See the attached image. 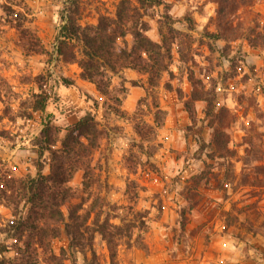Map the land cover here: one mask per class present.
<instances>
[{
  "label": "rangeland",
  "instance_id": "1",
  "mask_svg": "<svg viewBox=\"0 0 264 264\" xmlns=\"http://www.w3.org/2000/svg\"><path fill=\"white\" fill-rule=\"evenodd\" d=\"M119 1L79 0V24H95L101 14L115 17ZM163 1L144 10L143 19L155 42L162 24L172 27L163 28L170 46L166 71L155 85L137 70L108 73L104 96L81 78L76 63L55 52L65 0H0V187L9 178L36 174L32 140L42 113L31 107L35 95L49 96L46 112L63 137L64 128L92 105L87 93L98 103L103 131L92 153L100 180L93 190L111 208L112 223L131 227V238L117 247V264H264V46L247 41L264 33V0L232 6L226 39L216 37L224 30L217 0ZM19 23L38 38L42 52L20 38ZM124 40L132 42L130 35ZM76 50L80 56L81 46ZM62 77L75 85L64 86ZM190 77L212 98L213 116L199 99L193 102L195 120L189 118L184 102L193 92ZM157 107L162 125L149 142L135 126H154ZM42 162L47 174L48 154ZM70 184L87 196L80 192L81 172ZM15 203L0 196L1 241L8 240L10 221L26 211L22 201L14 215ZM52 244L58 253L67 239L62 235ZM94 249L101 264H110L97 233ZM37 264L46 263L39 257Z\"/></svg>",
  "mask_w": 264,
  "mask_h": 264
},
{
  "label": "trees",
  "instance_id": "2",
  "mask_svg": "<svg viewBox=\"0 0 264 264\" xmlns=\"http://www.w3.org/2000/svg\"><path fill=\"white\" fill-rule=\"evenodd\" d=\"M237 1L217 0L218 26L224 29L222 34H216L218 39L228 37L232 28L229 14ZM162 5H165L163 0H120L115 17L101 14L97 23L82 26L78 22L79 0H65L55 36V52L63 61L76 63L81 69V78L94 84L104 96L109 92L108 73L126 68L147 74L149 83L155 85L160 74L166 71L169 59L170 46L163 28L169 27L170 31L172 27L166 21L159 30L160 42L153 41L146 34L149 27L143 19V11ZM16 28L20 30V38L34 51H43L35 35L21 28L20 23ZM127 35L132 39L130 45L124 40ZM247 41L254 47H263L264 33L247 36ZM77 45L81 46L80 56L77 55ZM61 81L66 87L75 85L72 79L62 77ZM190 81L193 92L184 102L189 118L195 120L193 102L199 99L207 102L206 114L213 116L212 98L197 87L192 77ZM35 96L31 107L42 113L39 131L32 140L38 154L36 174L17 180L9 178L1 183L0 196L11 203L16 202L14 215L18 214L22 201L26 211L18 220H11L8 224V240H0V264H37L39 257L46 264H66V261L69 264H101L94 249L95 233L105 241L110 264H117V247L122 239H130L132 233L130 225L110 221L113 217L109 212L111 208L93 190L100 180L92 164V153L103 137L96 119L98 103L85 93L92 105L84 115L67 125L63 137H59L60 129L53 124L51 114L46 112L49 96L44 91ZM162 113L157 107L154 126L136 125V132L145 140L154 141L155 127L162 125ZM220 138L221 133L216 131L215 142L218 143ZM47 154L49 172L44 174L42 159ZM77 172H81L80 192L87 196H78V191L70 184ZM77 197L80 201L73 203L72 199ZM62 235L67 239V245L60 247L57 253L52 243ZM7 241H11L10 244ZM10 251L15 253L14 257L6 256Z\"/></svg>",
  "mask_w": 264,
  "mask_h": 264
}]
</instances>
